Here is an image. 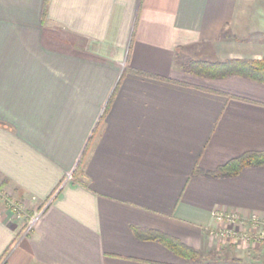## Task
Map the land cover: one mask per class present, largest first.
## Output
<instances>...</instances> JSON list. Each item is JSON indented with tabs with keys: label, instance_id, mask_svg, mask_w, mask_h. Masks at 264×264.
<instances>
[{
	"label": "crops",
	"instance_id": "0c3cea01",
	"mask_svg": "<svg viewBox=\"0 0 264 264\" xmlns=\"http://www.w3.org/2000/svg\"><path fill=\"white\" fill-rule=\"evenodd\" d=\"M258 52L264 0H0V264H251L264 241L206 229L216 209L264 216V166L192 173L264 152V84L177 62Z\"/></svg>",
	"mask_w": 264,
	"mask_h": 264
},
{
	"label": "trees",
	"instance_id": "16d2710c",
	"mask_svg": "<svg viewBox=\"0 0 264 264\" xmlns=\"http://www.w3.org/2000/svg\"><path fill=\"white\" fill-rule=\"evenodd\" d=\"M181 69L188 74L208 80L240 77L264 84V57L260 60H225L218 62L192 61L182 65ZM85 153L86 150L73 174L81 170ZM258 166H264V152L246 153L229 161L213 172H203L195 169L192 176H205L212 179L232 178L247 168ZM132 232L137 240L157 242L175 256L186 261L196 262L201 260L199 253L195 249L185 245L177 238L168 234L138 227H133Z\"/></svg>",
	"mask_w": 264,
	"mask_h": 264
},
{
	"label": "built area",
	"instance_id": "2783aa9c",
	"mask_svg": "<svg viewBox=\"0 0 264 264\" xmlns=\"http://www.w3.org/2000/svg\"><path fill=\"white\" fill-rule=\"evenodd\" d=\"M16 215L22 208L13 206ZM209 237L218 245L230 247H250L252 243L264 241V216L259 214L241 215L235 211L216 209L212 213V225L206 229Z\"/></svg>",
	"mask_w": 264,
	"mask_h": 264
},
{
	"label": "rangeland",
	"instance_id": "374dc122",
	"mask_svg": "<svg viewBox=\"0 0 264 264\" xmlns=\"http://www.w3.org/2000/svg\"><path fill=\"white\" fill-rule=\"evenodd\" d=\"M244 2H246V0H244ZM259 55H261V57H264V52H258ZM192 61H215V58H212V57H207V56H203V55H200V56H193V55H190V56H187V57H179V60H178V67L179 66H182L184 64H187V63H190ZM32 219H28L27 218V224L28 226H31V221L34 220V216H31ZM34 217V218H33ZM213 240V239H212ZM215 241V240H214ZM220 248H224L225 249H235L236 247H230V246H227V245H221L220 244ZM241 247H245L247 250L249 249V246H246V245H242ZM239 249V248H237ZM263 251H260V249L258 250V253L256 255H253V253L251 254V257L249 259H247L251 264H264V255H263ZM214 260L211 259V258H208L206 260H203V261H208V263H212V261ZM218 261H221V256H218Z\"/></svg>",
	"mask_w": 264,
	"mask_h": 264
}]
</instances>
